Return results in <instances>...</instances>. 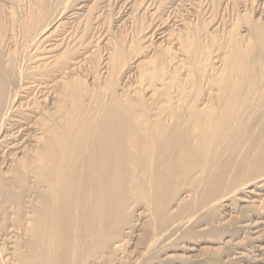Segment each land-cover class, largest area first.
Instances as JSON below:
<instances>
[{
	"label": "bare ground",
	"instance_id": "6f19581e",
	"mask_svg": "<svg viewBox=\"0 0 264 264\" xmlns=\"http://www.w3.org/2000/svg\"><path fill=\"white\" fill-rule=\"evenodd\" d=\"M0 264H264V0H0Z\"/></svg>",
	"mask_w": 264,
	"mask_h": 264
}]
</instances>
